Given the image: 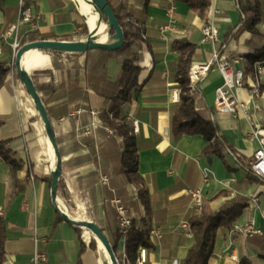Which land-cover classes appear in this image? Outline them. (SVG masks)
Segmentation results:
<instances>
[{
    "label": "crops",
    "instance_id": "1",
    "mask_svg": "<svg viewBox=\"0 0 264 264\" xmlns=\"http://www.w3.org/2000/svg\"><path fill=\"white\" fill-rule=\"evenodd\" d=\"M22 2V3H21ZM116 11L136 12L140 19V37L134 39L132 53L143 68L132 101L120 107L121 117L131 123L138 122L135 134L138 149V172L148 189L152 216L150 228L161 233V239L151 238L146 264H183L194 243L190 229L183 223L197 215L192 209L189 189L202 186L205 173L209 183L204 186L205 202L213 210L240 195L248 199L247 207L234 226H246L254 219L262 235L252 238L231 237L232 229L217 231L214 253L208 264H264V184L248 171L258 141H248L255 126L264 130V61L251 69L249 56L264 47L263 36L254 37L242 29L237 0H210L202 17L195 15L185 3L175 0H151L144 13V0H108ZM0 38L8 27L18 21L22 4L39 17L35 27L21 26L20 34L29 41L30 32L44 36H72L75 41H86L82 31L95 32L104 23L98 15L94 28L89 15L83 12L76 0H1ZM92 12L97 13L92 6ZM208 22L218 28L219 41L201 44L202 29ZM106 25V23H104ZM172 30L162 32L161 28ZM107 39L98 42L110 43ZM180 40L196 45L193 65L211 64L214 53L231 64L232 72H243V85L232 91L240 104L235 114L218 113L215 96L224 85L218 66L212 65L208 75L199 83L198 108L214 109L213 118L220 134L239 155L225 154L228 169L222 159L202 156L206 141L201 135H185L174 142L171 120L180 105V88L175 80L179 63ZM12 40L4 43L1 56L9 64L13 61ZM124 57L109 59L105 73L112 82L109 90L117 92L122 77ZM239 60V63H235ZM47 66L52 76L40 77V85L52 84L53 93L45 88L44 95L60 151L63 173L60 180L68 192L63 197L58 190V205L71 219L94 222L104 232L111 245L117 241L118 219L111 200L121 198L135 221L141 222L145 207L139 197V188L130 185L122 172L119 155L123 152L122 139L114 142L113 133H102L98 114L109 109L111 99L97 93V85L106 89L103 82H94L97 70L90 71L87 55L73 60L49 56ZM260 68V70H258ZM113 87H115L113 89ZM116 89V90H115ZM96 111V117L91 111ZM82 111L81 114L78 112ZM0 140L10 141L23 161L17 179L24 186L15 187L11 165L0 160V208L7 229L5 256L2 264H32L36 249L47 254V264H109L110 257L95 236L83 230L80 236L53 206L51 197L52 172L57 158L49 141L45 124L36 110L33 99L24 85L10 74V85L0 90ZM96 122L99 127L93 135L85 130ZM109 177V185L100 182V175ZM222 192L226 194L221 195ZM111 206L113 210H110ZM36 237L39 242L36 244ZM94 242V243H92ZM125 242L117 243L118 258L122 260Z\"/></svg>",
    "mask_w": 264,
    "mask_h": 264
},
{
    "label": "trees",
    "instance_id": "2",
    "mask_svg": "<svg viewBox=\"0 0 264 264\" xmlns=\"http://www.w3.org/2000/svg\"><path fill=\"white\" fill-rule=\"evenodd\" d=\"M151 0H144V13L147 12L148 5ZM176 2L185 3L190 11L197 16L202 17L206 8L210 5V0H175ZM238 8L241 14L242 29L250 32L254 37L263 36L261 24L264 23V0H237ZM0 7L2 8L1 0ZM113 9V8H112ZM117 19L124 30L125 44L124 47L110 52L102 49H93L86 52L87 65L92 70H97L98 77H92L93 81L106 85V89H101L93 84L97 93L111 99L109 109L103 110L98 114V119L102 125V133L107 132L105 127L113 131V137L122 139L123 152L119 155V163L126 181L130 185H135L139 188V197L145 207V216L141 222L133 221V226L127 235L125 241L126 258L121 260V264H136L138 251L141 248H152L153 244L149 235L150 222L152 216L151 200L148 189L145 186L144 179L138 172V149L134 134V125L127 118L121 117L120 107L132 101V93L139 92L141 86L138 85V79L143 71L139 64L138 57L132 53L134 39L140 37L141 21L136 17V12H126L124 8L121 11L113 9ZM108 19L103 16V22L107 23ZM111 35L115 31L111 30ZM29 42L40 40H56V41H74L72 36H44L37 32L28 33ZM83 36H88L89 31L85 27L82 31ZM25 43V39H24ZM175 48L179 51V63L177 67L175 80L180 88V105L174 112L171 120V135L174 142L180 140L185 135H201L206 141V146L202 151V156L211 158L217 156L224 162L228 169L230 165L226 162L225 154L233 152L227 142L220 134V129L213 118L214 109L206 106L199 109L198 98L200 92L192 91L190 88V71L194 55L196 53V45L186 40L177 42ZM54 58H65L69 60L75 59L80 54H66L58 51L47 52ZM113 56L124 57L122 62V77L117 84V92L109 90L108 87L112 82L109 80L105 69L109 59ZM264 61V47L257 51L254 55L249 56V65L251 69L256 63ZM18 78L15 68L0 56V90L3 87L10 85V74ZM52 76V69L47 65L38 67L32 72V79L36 89L41 96L44 104L47 103L44 95L45 88L51 93L55 91L52 84L40 85L39 78ZM115 87H113L114 89ZM2 122H0V127ZM0 160L11 165L12 177L15 187L24 186L18 181L17 173L23 168V161L18 158V153L10 144V141L0 140ZM250 175L251 172L249 171ZM59 192L63 197H67V190L62 180L59 182ZM226 194L222 192L221 195ZM248 199L244 196H236L233 199L226 201L219 209L213 210L209 203L205 202L204 208L200 214L192 216L189 220V229L194 236V243L189 249L187 257L183 264H208L209 259L214 253L217 231L220 228L232 229L235 222L239 219L242 211L247 207ZM111 207V206H109ZM114 209V208H113ZM112 207L110 210H113ZM116 212V209H114ZM117 213V212H116ZM62 220V216L59 217ZM81 236L83 230L77 228ZM117 241L112 245L117 252V243L121 237V232L118 228L116 234ZM7 241V229L3 219L0 218V264H2L5 256V243ZM94 243V242H92ZM246 262H243L245 264Z\"/></svg>",
    "mask_w": 264,
    "mask_h": 264
},
{
    "label": "built area",
    "instance_id": "3",
    "mask_svg": "<svg viewBox=\"0 0 264 264\" xmlns=\"http://www.w3.org/2000/svg\"><path fill=\"white\" fill-rule=\"evenodd\" d=\"M22 3V2H21ZM39 17L33 12L31 8H27L22 4V9L20 12L19 19L16 23L11 24L5 34L0 38V56L4 54V43L8 40H12L11 47L13 49L14 57L16 52L21 46L29 41L25 40L20 34L21 26L24 24H30L35 27V22ZM171 26H164L161 28L162 32L171 31ZM202 40L201 44H206L208 42L216 43L219 41V32L218 28L213 22H208L204 25L202 29ZM235 63H239V60H235ZM217 65L219 70L221 71L224 78V85L218 88L215 96V108L218 113L223 114H235L237 112V106L240 104L238 100L233 96L232 91L243 85V72L233 73L231 64L227 60H221L219 53H214V59L211 64L207 65H193L190 71V88L192 91L198 90L199 83L208 75L212 65ZM260 70V68L258 69ZM79 114L82 111L78 112ZM93 117H96L98 114L96 111L90 112ZM134 134L139 133L138 122H134ZM99 127L96 122H92L91 125L85 130L84 135L91 136L94 131ZM105 129L109 133H113V131L105 127ZM264 130L259 126H255L253 132L248 136V141H258L259 148L255 151L253 158L249 164L248 171L257 178L260 182L264 184ZM234 158L237 160L239 155L236 153H232ZM109 177L106 174L100 175V182L103 185H109ZM209 183V174L205 173L202 179V186L194 189H189L187 191L188 196L191 200L192 209L196 214H200L205 205V192L204 186ZM111 204L115 207L117 212L118 219V228L121 232V239L125 242L128 233L132 229L133 226V217L130 210L126 207L123 200L121 198L115 197L111 200ZM2 214L0 208V215ZM184 228L189 229V223H183ZM86 230V229H83ZM262 230L255 226L254 219H251L249 224L246 226L236 225L231 230V237L237 238L239 236H243L245 238H252L257 235H262ZM150 238L161 239L162 235L155 229H150L149 231ZM36 244L39 242V239L36 237ZM117 255V254H116ZM118 258V255H117ZM126 258L125 250L122 253V259ZM148 260V249L141 248L138 251L136 264H146ZM48 257L47 254L39 249H36L32 258V264H47ZM118 264H121V260L118 258Z\"/></svg>",
    "mask_w": 264,
    "mask_h": 264
},
{
    "label": "water",
    "instance_id": "4",
    "mask_svg": "<svg viewBox=\"0 0 264 264\" xmlns=\"http://www.w3.org/2000/svg\"><path fill=\"white\" fill-rule=\"evenodd\" d=\"M88 4L94 7L97 14L99 15L101 22L103 21V16H105L108 21L106 27L109 29L108 34L110 35V43L98 42V36L95 32L89 33L87 40L82 41H56V40H40L34 42L25 43L21 48L18 49L14 57L13 67L15 68L19 80L24 85L26 91L33 99L36 110L38 111L41 119L45 124L47 135L50 143L54 149L55 156L57 158V165L55 170L52 172V182H51V197L53 206L59 212V214L71 225L76 228L86 229L90 231L97 240L106 249L109 257V264H118V258L114 248L112 247L110 241L104 234V232L98 227L94 222L86 220H75L71 219L67 213H65L58 205V189L59 182L62 177L63 168L62 161L60 157V151L56 140V135L52 120L48 114V110L45 107L40 94L38 93L35 83L32 79V72L27 71L23 68L22 61L25 55L32 50L47 51V52H62L66 54H85L89 50L102 49L110 52H115L124 47L125 35L122 26L120 25L117 16L112 9L108 0H85ZM115 31L114 35H111V30ZM50 56V55H49ZM209 162L212 160L209 158Z\"/></svg>",
    "mask_w": 264,
    "mask_h": 264
},
{
    "label": "bare ground",
    "instance_id": "5",
    "mask_svg": "<svg viewBox=\"0 0 264 264\" xmlns=\"http://www.w3.org/2000/svg\"><path fill=\"white\" fill-rule=\"evenodd\" d=\"M76 1L80 3L83 12L89 15V24L91 25L92 28H94L97 24L98 14L92 12V6L88 4L85 0H76ZM105 29H106V25L104 23L98 29V36L100 41H105L108 38ZM48 62H49L48 54H45L44 52L39 50H32L25 55L22 61V65L25 70L33 72V70H35L36 68L47 65ZM98 242L104 248V246L101 244L99 240ZM104 250L107 253L105 248Z\"/></svg>",
    "mask_w": 264,
    "mask_h": 264
},
{
    "label": "rangeland",
    "instance_id": "6",
    "mask_svg": "<svg viewBox=\"0 0 264 264\" xmlns=\"http://www.w3.org/2000/svg\"><path fill=\"white\" fill-rule=\"evenodd\" d=\"M108 31H109V29H108ZM22 47V46H21ZM13 61L11 62V65L13 66V64H14V54H13ZM49 63V62H48ZM13 75H14V73H13Z\"/></svg>",
    "mask_w": 264,
    "mask_h": 264
}]
</instances>
